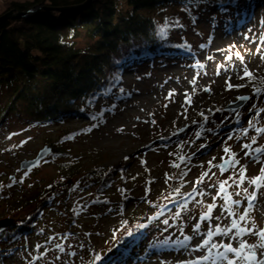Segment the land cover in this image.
<instances>
[{
	"label": "rangeland",
	"instance_id": "374dc122",
	"mask_svg": "<svg viewBox=\"0 0 264 264\" xmlns=\"http://www.w3.org/2000/svg\"><path fill=\"white\" fill-rule=\"evenodd\" d=\"M12 1L31 0H0L1 12ZM255 3L241 0L233 10L207 15L196 28L190 25L184 33L193 44L190 55L153 50L151 56L129 61L118 87L97 101L96 110L103 112L98 124L72 116L64 123L35 127L27 124L26 105H16L21 115H13L9 124L0 127V216L11 202L49 196L35 227L23 228L13 242L2 243L0 238V264H90L96 252L113 244L124 220L136 213H144L149 228L127 237L139 251L120 264H196L197 257L208 255L207 249L198 248L207 232L216 226L230 227L231 220L245 213L250 219L246 226L264 229V188L248 182L261 174L264 154L257 161L255 153L245 156L249 150H242L252 137L257 141L253 148L264 145V133L248 123L251 119L257 128H264V112H258L264 109V0ZM241 13L249 15L241 17ZM85 38L82 34L77 39L78 47L89 43ZM0 96L6 100L10 91L1 87ZM241 96L251 99L242 101ZM165 142L170 143L166 148ZM54 144L84 163L108 169L109 185L101 199L95 197L97 185L88 184L87 178L70 181L73 190L68 193H48L57 184L58 166L69 159L55 156L50 146ZM226 147L237 153L240 163L221 172L214 165L227 158ZM43 151L50 153L35 166L20 169ZM243 165L246 178L237 187L233 180H239ZM178 168L187 179H178L177 198L163 204L161 199L175 187ZM222 181H228L226 188L234 200L243 198L241 203L225 202L219 194ZM244 189L255 193L251 206ZM209 205H215L210 212ZM227 208L235 215H229ZM204 212L209 219L203 218ZM15 227L16 222L9 221L0 234ZM160 235H167L172 245L160 244ZM212 239L236 246L228 236ZM246 239L255 243L257 238ZM115 250L111 248L101 260ZM212 251L215 254L217 249ZM201 257L199 264L214 262Z\"/></svg>",
	"mask_w": 264,
	"mask_h": 264
},
{
	"label": "trees",
	"instance_id": "16d2710c",
	"mask_svg": "<svg viewBox=\"0 0 264 264\" xmlns=\"http://www.w3.org/2000/svg\"><path fill=\"white\" fill-rule=\"evenodd\" d=\"M240 1L10 2L4 11L1 12L0 9V16L8 11L26 15L9 19L0 25V88L10 91L6 100L0 96V104L6 101L0 105V127L4 123L9 124L13 115H21L16 106L18 103L26 105L24 113L29 117L27 124L35 127L64 123L72 116L85 118L93 125L98 124L103 112H100L102 109L96 110L97 101L118 87V78L129 61H133L137 56H151L153 50L163 52L171 49L190 54L193 44L188 42L184 34L189 26L196 28L207 15L213 16L215 12L233 10ZM247 1L256 4L255 0ZM162 28L166 34H161ZM82 34L89 40L84 48L77 45V39ZM50 146L55 156H65L69 159L58 166L57 184L50 187L48 193H68L73 190L70 181L87 178L88 184L93 182L97 185L95 197L101 199L104 188L109 185V177L106 175L109 172H105L108 169L100 167V164L84 163L80 156L79 159L69 153H63L58 145ZM178 170L175 171L177 179L173 180L175 187L161 199L163 204L177 198L178 192L181 191V185L176 184L178 179H187V175L180 171V168ZM99 171L104 173L100 177ZM48 196L47 193L37 194L28 200L11 202L6 213L0 216V221L9 219L16 222V227L1 233V242H13L22 233L23 228L35 227L38 217L44 211ZM241 199L243 198L238 200L241 202ZM145 221L148 220L144 213H136L133 217L125 219L113 244L96 252L90 264H120L128 255L137 253L139 250L132 241L128 242L126 239L128 236L137 235ZM160 236V244L172 245L167 235ZM155 244L157 245V242ZM111 248L117 250L107 257V260H101ZM2 252L0 248V253Z\"/></svg>",
	"mask_w": 264,
	"mask_h": 264
},
{
	"label": "snow or ice",
	"instance_id": "6c2138e0",
	"mask_svg": "<svg viewBox=\"0 0 264 264\" xmlns=\"http://www.w3.org/2000/svg\"><path fill=\"white\" fill-rule=\"evenodd\" d=\"M161 34L164 33V29H161ZM246 76H251V73L245 71ZM243 79V77H241ZM232 85H229V88H231ZM238 87H242L238 86ZM262 90L256 89L257 93H260ZM239 100L247 101L251 99V97H245L241 96L238 97ZM255 107V105H253ZM258 112H264V109H259ZM249 126L251 128H254L257 133H264V128H257L253 121L250 119L248 121ZM247 129L243 130V134L247 136ZM229 139H232L231 136H229ZM252 143L251 144H243V149H248L249 151L245 152V156H252L253 153L256 155L254 156V159L257 161L260 159V156L264 154V145L258 146L256 148L252 147V144H256V138H251ZM225 155L227 158H222L223 163L220 165H214V167H218L221 172L227 171L229 168H235L236 165L240 163L238 159H236L237 153H234L231 151V148L226 147L224 149ZM211 163V161L209 162ZM175 167H179V165H174ZM245 173H246V165H243L239 169V180H233V182L236 184L237 187H240L243 185L245 181ZM204 176L207 175V173L203 174ZM230 179H233V177H230ZM201 181H197V183H201ZM248 182L252 185H256L258 188H264V168H261V174L250 178ZM228 184V181H222L219 184V194H222L225 202L227 204H239L240 201L234 200L232 198L233 194L229 193L226 185ZM244 192L247 193V189H244ZM236 196H239L240 193L236 192L234 193ZM246 199L249 201V206H251V201H254L256 199L255 193H247ZM209 212L215 205H209ZM229 213V215H235V213L231 210V208L224 209ZM210 216L208 214L205 215L204 219H209ZM220 217L218 216L217 219ZM249 223V217L248 214H242L238 216L236 219L231 220L230 227L221 228L219 226H216L215 229L209 230L207 232V239H204L202 244L198 246V248H205L208 251V255H205L201 257V260L203 261H226L227 264H264V229H258L254 224L252 226H246ZM198 227V226H197ZM214 236H228L229 240H235L236 246H233L232 243H216L213 242ZM246 237H256L255 243H249L248 239ZM191 239V238H188ZM213 249H217L215 254H213ZM219 249H223V251H219ZM231 254V256L229 255ZM196 264H199V261L196 262Z\"/></svg>",
	"mask_w": 264,
	"mask_h": 264
},
{
	"label": "water",
	"instance_id": "95a60500",
	"mask_svg": "<svg viewBox=\"0 0 264 264\" xmlns=\"http://www.w3.org/2000/svg\"><path fill=\"white\" fill-rule=\"evenodd\" d=\"M91 1V0H90ZM68 9H58V11H66ZM26 14H23V13H20V14H13L12 12H7L5 13L4 15L0 16V25L4 22V21H9V19H15V18H21V17H24ZM231 108H235L237 107L236 105H231L230 106ZM50 153L49 151L45 152L43 151L39 156L38 158H36L35 160L33 161H29V162H25L21 165V170H24V169H29L33 166H35L41 159H43L44 157H46V155ZM9 219H4V220H1L0 221V228H2L4 225L8 224L9 223Z\"/></svg>",
	"mask_w": 264,
	"mask_h": 264
},
{
	"label": "bare ground",
	"instance_id": "6f19581e",
	"mask_svg": "<svg viewBox=\"0 0 264 264\" xmlns=\"http://www.w3.org/2000/svg\"><path fill=\"white\" fill-rule=\"evenodd\" d=\"M241 14H242V13H241ZM245 15H246V14L243 13L241 17H244ZM248 15H249V14H247L246 16H248ZM246 16H245V17H246ZM242 24H243V21H242ZM192 107H194V106H192ZM193 110H194V108H193ZM162 133H167V130H164ZM160 138H161V137H158L159 140H161ZM166 145H170V143L165 142V148H166ZM157 148H158V147H157ZM10 253H11V252H10ZM7 254H9V253H7ZM200 257H201V256H200ZM200 257H197L195 261L200 260ZM153 263H154V262H153ZM213 264H221V263H220V261H214Z\"/></svg>",
	"mask_w": 264,
	"mask_h": 264
}]
</instances>
